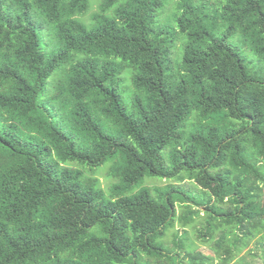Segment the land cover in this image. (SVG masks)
I'll return each instance as SVG.
<instances>
[{"label": "trees", "instance_id": "trees-1", "mask_svg": "<svg viewBox=\"0 0 264 264\" xmlns=\"http://www.w3.org/2000/svg\"><path fill=\"white\" fill-rule=\"evenodd\" d=\"M99 1L86 23L92 0H0V264H264V78L232 44L239 33L264 61V0H174L173 29L166 0ZM119 157L110 192L71 165ZM184 174L202 201L136 192ZM203 215L199 238L223 231L214 256L164 245Z\"/></svg>", "mask_w": 264, "mask_h": 264}, {"label": "rangeland", "instance_id": "rangeland-1", "mask_svg": "<svg viewBox=\"0 0 264 264\" xmlns=\"http://www.w3.org/2000/svg\"><path fill=\"white\" fill-rule=\"evenodd\" d=\"M173 2L174 0H166L165 1L166 9L164 13H163L164 9L159 11L158 13V19L160 20L162 18V21H159V24L161 26L169 27L172 29L177 26L175 24L176 21L173 20L174 14L177 11L175 10V7H171V4L173 6ZM99 3H100L99 0H92L88 15L82 18L84 22L88 23L90 21L91 15L98 12ZM239 36H240L239 33L235 34L234 38L232 39V44L240 50L242 56L245 58L246 65L248 67L250 75L256 79H263L264 78V61L259 60L257 56L249 48V46L246 45L244 41L242 40V38H239ZM172 53H173L172 58L174 61V67L173 69L167 70V83L170 86L172 85V83L177 82L176 79L172 78V75L173 74L178 75L179 67H180V59L177 58L179 49L177 47V44L175 43L173 45ZM182 61H183V58H182ZM123 79H126V81H128L126 82V87L130 88L131 90L132 89V84L130 83L131 78H129L128 75H125ZM126 87H123V86L121 87V95L124 98L127 110L131 114H133L134 109L132 107V102L129 96L130 92L128 91ZM194 118H195V115L191 116L188 119V121L182 125L180 132H184L185 134H188L194 131L197 128V126L193 128V126L195 125V121H196L194 120ZM171 148L172 147L170 145L164 151V160L167 163V165L171 164L170 155H169L172 150ZM120 159H121L120 157L111 159L107 164H104L103 166L96 168L95 172H91L92 170H90V167H86L88 169L87 170L85 168H82L83 166L80 167L77 164H71V165L74 168H77L83 171L85 178L87 180L90 178L97 179L98 182L100 183L99 186L102 187L103 190L110 192L114 185L121 183V179L119 175H117L113 169V167L119 163ZM184 176L185 177L183 180L181 179H171L170 180V179H163L161 177L152 178L151 176H148L146 178L145 184L138 186L136 189V192L141 190L143 186H147V187H150L152 194L154 196H157L158 191L167 192L169 191V187L174 185L177 187V189H179V193L177 195H183V193H186L185 191H189V192H192L190 193V196L195 197L197 199H201L199 201H202L203 200V197H202L203 190L201 189V187H199V185L194 180L190 179L187 175L184 174ZM129 195H132V194H129ZM220 207L222 210H228L229 208L228 205H220ZM177 209H178V216H180L182 214V203L181 202L178 203ZM259 211L260 213L264 215L263 205L261 206ZM208 218H209L208 215L206 217L203 215V218L197 219V223L193 227H188L186 229H184L182 225L179 224L178 220H176L175 227L173 228L172 226H169L167 229L168 231H167L166 237L163 239L164 245L170 249L176 250V252L181 254L183 258H187L185 254L186 250L185 249L183 250L184 247L186 249H189L190 251L202 253L206 256H214L215 255V250H214L215 241L220 238L223 231L217 234L215 241L208 240L207 242H205L204 240L199 238L198 231L205 229L207 227ZM177 232H179L180 235L185 234L184 237L181 238L183 239V241H180L181 245H177V243L180 244V242L178 241L179 239L176 238L175 236L177 235ZM251 247H255V246L252 245ZM256 254H261V251L256 250ZM186 262L188 263L189 260H187ZM247 262L248 264H263V261L259 257H256V258L249 257ZM215 264H218V262H216Z\"/></svg>", "mask_w": 264, "mask_h": 264}]
</instances>
